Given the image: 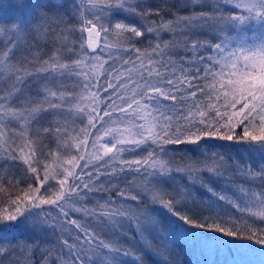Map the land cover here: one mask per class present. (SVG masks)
I'll use <instances>...</instances> for the list:
<instances>
[{"label":"snow or ice","instance_id":"snow-or-ice-1","mask_svg":"<svg viewBox=\"0 0 264 264\" xmlns=\"http://www.w3.org/2000/svg\"><path fill=\"white\" fill-rule=\"evenodd\" d=\"M12 7L0 264H264V0Z\"/></svg>","mask_w":264,"mask_h":264},{"label":"trees","instance_id":"trees-1","mask_svg":"<svg viewBox=\"0 0 264 264\" xmlns=\"http://www.w3.org/2000/svg\"><path fill=\"white\" fill-rule=\"evenodd\" d=\"M157 2L159 3V2H161V0H157ZM210 2H211V0H210ZM12 3H13V0H0V15H3L5 13L11 14L14 11V9L12 7ZM175 11H176V9H170V10L165 9L163 11L162 15H164L165 18H170L172 16L173 12H175ZM186 12H187V9H181V14H186ZM165 36L167 37V34H165ZM72 87H73L72 81H69L68 82V88L71 89ZM202 143H204L206 146L207 145H216V147L210 148L209 151L218 152V153L224 154L226 156H228V155L235 156L236 155L235 148L238 147L235 145L230 146L228 144V142L218 141V140H209V141H204ZM181 147H183V146H181ZM201 151H203V149ZM242 155L244 156V158L246 160L250 159L255 167L259 166L260 160L258 157H255V158L249 157L247 153H243ZM226 207H229V206H226ZM229 211L232 212L235 216L240 217V219L242 221L252 223L253 227H258V226L264 227V220H260L259 218L253 217L247 213L241 215L239 212L236 211V209L231 208V207H229ZM257 247H259V246H257ZM183 259L185 261V264H199V262H201L204 259V257H201L199 255V253L194 254V253L188 252L184 255ZM148 264H155V262L153 261V259L151 257L148 258Z\"/></svg>","mask_w":264,"mask_h":264}]
</instances>
